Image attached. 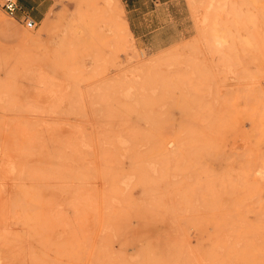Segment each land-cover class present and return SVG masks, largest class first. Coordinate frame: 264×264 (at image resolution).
<instances>
[{"label": "rangeland", "instance_id": "obj_1", "mask_svg": "<svg viewBox=\"0 0 264 264\" xmlns=\"http://www.w3.org/2000/svg\"><path fill=\"white\" fill-rule=\"evenodd\" d=\"M30 1L0 8V264H264V0Z\"/></svg>", "mask_w": 264, "mask_h": 264}, {"label": "built area", "instance_id": "obj_2", "mask_svg": "<svg viewBox=\"0 0 264 264\" xmlns=\"http://www.w3.org/2000/svg\"><path fill=\"white\" fill-rule=\"evenodd\" d=\"M0 8L8 16L18 18L28 27H32L36 24V20L21 7L19 0H0Z\"/></svg>", "mask_w": 264, "mask_h": 264}, {"label": "crops", "instance_id": "obj_3", "mask_svg": "<svg viewBox=\"0 0 264 264\" xmlns=\"http://www.w3.org/2000/svg\"><path fill=\"white\" fill-rule=\"evenodd\" d=\"M21 2H23L24 5H25L26 7H31V6H30V5H31V1H30V0H19V4H20L21 7H22ZM22 8H23V7H22Z\"/></svg>", "mask_w": 264, "mask_h": 264}, {"label": "bare ground", "instance_id": "obj_4", "mask_svg": "<svg viewBox=\"0 0 264 264\" xmlns=\"http://www.w3.org/2000/svg\"><path fill=\"white\" fill-rule=\"evenodd\" d=\"M123 23H124V22H123ZM257 80H258V79L254 77V79H253V83H258ZM257 85H258V84H257Z\"/></svg>", "mask_w": 264, "mask_h": 264}]
</instances>
